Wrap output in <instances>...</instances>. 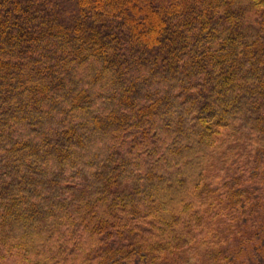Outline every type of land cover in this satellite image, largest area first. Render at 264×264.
I'll return each mask as SVG.
<instances>
[{
	"label": "trees",
	"instance_id": "trees-1",
	"mask_svg": "<svg viewBox=\"0 0 264 264\" xmlns=\"http://www.w3.org/2000/svg\"><path fill=\"white\" fill-rule=\"evenodd\" d=\"M0 264H264V0H0Z\"/></svg>",
	"mask_w": 264,
	"mask_h": 264
}]
</instances>
